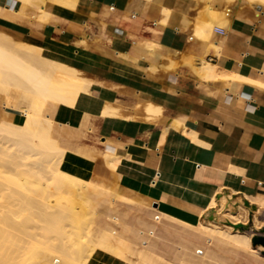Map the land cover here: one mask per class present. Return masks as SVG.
<instances>
[{
	"label": "crops",
	"instance_id": "1",
	"mask_svg": "<svg viewBox=\"0 0 264 264\" xmlns=\"http://www.w3.org/2000/svg\"><path fill=\"white\" fill-rule=\"evenodd\" d=\"M191 1L178 6V0H79L73 8L56 5L53 16L39 21L31 15L44 2L31 0L25 7L27 18L0 10V29L59 51L91 81L90 92H104L116 106V116L90 114L73 124L72 109L63 111L59 105L46 112L58 122L60 144L95 162L106 153L117 160L116 171L101 162L113 178H101L110 189H122L124 174L179 194L219 187L217 198L224 194L234 204L247 200L256 206L247 195L264 199V9L255 15L247 7L233 6L227 31L216 25L209 38L199 39L192 27L208 18L206 5L223 9L225 0ZM8 4L15 6L13 0ZM164 7L171 9L170 17L160 22ZM199 56L215 64L220 75L204 77ZM150 100L160 107L153 119L145 118L142 108ZM86 137L99 138L101 150L85 147ZM109 200L104 204L130 206L117 208L132 221L144 217L137 202L120 203L114 196ZM158 225L176 233L179 245L190 240L200 253L207 246L208 240L183 227L163 221ZM258 250L260 257L230 245L214 256L220 264H264L263 246ZM193 253L175 246L163 263L181 264L178 258L184 257L213 264Z\"/></svg>",
	"mask_w": 264,
	"mask_h": 264
},
{
	"label": "bare ground",
	"instance_id": "2",
	"mask_svg": "<svg viewBox=\"0 0 264 264\" xmlns=\"http://www.w3.org/2000/svg\"><path fill=\"white\" fill-rule=\"evenodd\" d=\"M78 1L43 0V5L37 7L31 16L45 21L58 11L56 5L73 8ZM190 1L178 0L177 4L189 5ZM232 1L234 7L249 5L257 15L264 9V0ZM8 2L0 3V10L10 9L28 17L25 7L31 0H13L14 7ZM206 9L208 18L195 22L192 27L195 38H209L216 25L226 31L229 29L232 18L229 10L225 12L209 4ZM161 12L160 22H167L171 9L164 7ZM62 55L47 45L15 39L0 29V132L10 134V137L0 140V157H9L8 162L5 160L6 163L0 165L1 189L5 186L10 188L8 195L22 197L26 199L25 203L35 198L48 200L53 195L59 198L52 210L32 212L33 218L40 222L36 223L34 231H29L24 226L25 222L19 228L13 225L8 216L2 215L3 208L7 206H0V264H28V256H23L33 251L37 252L39 264H60L78 252L81 253L78 257L81 264H164L167 250L175 246L193 251L194 258L206 259L213 264H220L214 253L230 245L245 248L260 257L259 247L255 248L250 243L249 235L232 226L235 220L246 223L250 206L239 204L233 210L230 205L224 207L226 196H216L219 187L210 186L208 191L188 190L179 194L160 187L156 182L145 183L123 174L120 179L122 189L112 190L103 179L93 176L95 161L82 155L78 149L59 143L58 122L46 113L59 105L63 111L72 109V124L90 114L103 117L118 114L111 99L104 92H90L91 81L82 76L80 69L68 57ZM204 57H198L200 72L204 77L215 78L219 74L218 68ZM225 76L231 77L230 74ZM142 108L147 119H153L160 112V107L151 100L145 101ZM7 141L11 142L6 144ZM201 142L205 143V140ZM101 162L110 171L118 169L117 160L110 153L104 154ZM63 196L68 197L67 203L62 201ZM100 196L103 198L99 199ZM110 196L120 203H139L138 211L144 217H134L132 221L126 211L118 210L117 206L121 204H110ZM247 196L256 202L255 213L264 210L263 198ZM107 199L110 202L105 205L106 209H100ZM129 207L123 208L129 210ZM211 210L216 218L221 213L228 215V223L206 217L205 214ZM162 221L183 227L203 241L208 240L206 248L202 253L197 252L191 248L193 242L190 240L179 245L176 233L159 227L158 223ZM39 236L55 244H51L49 249H41L31 242ZM178 259L181 264H196L184 257Z\"/></svg>",
	"mask_w": 264,
	"mask_h": 264
},
{
	"label": "rangeland",
	"instance_id": "3",
	"mask_svg": "<svg viewBox=\"0 0 264 264\" xmlns=\"http://www.w3.org/2000/svg\"><path fill=\"white\" fill-rule=\"evenodd\" d=\"M233 6H234V2L232 0H225V6H224L223 10L225 12H227L229 10V8H231ZM239 7H247L248 9L251 10V12L253 14L257 15V12L255 10L251 9L249 7V5H247V4H241ZM228 14H229V12H228ZM205 20H202V22ZM13 37L15 39H17L15 36H13ZM15 94L16 93L13 92V95H15ZM6 136L10 137V134H8V133L3 134L2 132H0V140H2V141L5 140ZM87 138L88 137H86V139L82 140L85 147H87L89 149H93V151H95V153L98 152L99 150H101L99 147V145L101 144L99 138H95L94 140L89 139V138L87 139ZM10 142L11 141H7L6 144H9ZM71 149L74 150L76 148H71ZM5 160L8 162L9 157L8 156L0 157V165L6 163ZM24 162H27V160H24ZM93 173H94L93 176L95 178H100V179L104 178V179H107L109 181L113 180V178L111 177L110 174H108L106 171L102 170L100 155H98L96 158V163L94 165V172ZM4 188L5 189H1V186H0V206H7V207L3 208L4 213L2 215L8 216L10 218L11 223L13 225H15L16 227L23 225V223L25 222L24 226H27L29 231L36 230V228H35L36 223L37 224L40 223L39 221H37L33 218L34 214H32V212L37 211V210L38 211L39 210L40 211H43V210L50 211L53 209V205H55L56 201L59 199V198H57L56 195H53L48 200L44 199V198H35L32 200H29L30 203L26 202V203H28V204H26L25 202H23L26 199H23L22 197H19V196L10 197L7 193L8 190H10V188H7L6 186ZM61 199H62V201L66 202V203L68 202L67 196H63ZM233 204L234 203L232 201H230V200L228 201V199H226L225 203H224V207L226 205H230L229 208H231L233 210L239 204L244 205V201L243 202L240 201L238 204H234V205ZM8 205H11L9 210H8ZM105 205L106 204L100 205V209H102V210L106 209ZM254 213H255L254 210H252L250 207L249 211H248V217H247L246 223L242 222L241 220H235L234 223H232V226H233V224L238 223V222H241V223H244L247 225L246 229H241V230L245 231V233H247V235H249L250 243H251V236L254 234H257L258 232H261V228L264 226V211H259V212L255 213L256 214L255 219H253ZM40 215L42 216L43 213H40ZM205 216L210 218L209 212L207 214H205ZM212 216L213 217L210 219H213L215 221H222L223 223H228L227 222L228 221V219H227L228 215H224L223 213H221V214L217 215V218H216V216H214L212 213ZM250 216H252L251 219H250ZM233 228H236V227L233 226ZM249 230L252 233V235L249 232ZM18 233L21 236H23V238H26V235H24L20 232H18ZM31 242L33 244H35L37 247H39L41 249H45V250L49 249L51 244H53V243L55 244L54 241L53 242L46 241V239L44 237L42 238L40 236H39V239L38 238L32 239ZM24 245L26 246V245H28V243L27 244L25 243ZM257 246L259 247L261 245H257ZM36 254H37L36 251L27 252L26 254H24L23 258L25 257V255H27L28 256L27 262H29L28 264H39L38 263L39 257ZM80 255H81V253L78 252V253H76V255L72 259L69 258L67 260H64L60 264H81L78 260V257Z\"/></svg>",
	"mask_w": 264,
	"mask_h": 264
},
{
	"label": "water",
	"instance_id": "4",
	"mask_svg": "<svg viewBox=\"0 0 264 264\" xmlns=\"http://www.w3.org/2000/svg\"><path fill=\"white\" fill-rule=\"evenodd\" d=\"M244 204L247 206H250L252 210L256 209L255 205H251L247 200L244 201ZM213 216L211 215L210 218H212ZM252 216H250L251 219ZM234 227L239 228V229H246L247 225L241 222L235 223L233 224ZM261 232L264 233V226L261 228ZM251 243L252 245H257V244H261L263 246V253H264V234L263 235H259V234H254L251 236Z\"/></svg>",
	"mask_w": 264,
	"mask_h": 264
}]
</instances>
